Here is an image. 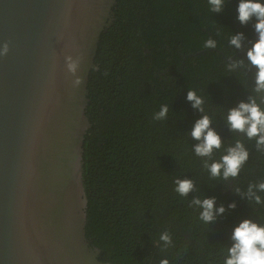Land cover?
<instances>
[{"label":"trees","instance_id":"obj_1","mask_svg":"<svg viewBox=\"0 0 264 264\" xmlns=\"http://www.w3.org/2000/svg\"><path fill=\"white\" fill-rule=\"evenodd\" d=\"M238 4L224 0L212 12L208 0H118L100 39L98 71L90 74L83 146L86 233L103 262L223 264L235 227L245 219L264 226V203L246 195L250 184L264 182V150L227 122L250 97L264 109L247 54L229 59L257 41L255 19L241 25ZM239 33L237 49L230 38ZM208 40L215 47H205ZM190 90L203 99V112L187 100ZM164 104L167 118L155 120ZM203 115L221 138L210 157L195 154L200 142L190 135ZM237 140L249 153L238 177L224 179L223 169L212 177L206 165L221 162ZM177 180L192 181L193 189L180 195ZM205 199L215 200L214 210L224 208L208 223L194 203ZM165 233L170 243L160 239Z\"/></svg>","mask_w":264,"mask_h":264},{"label":"water","instance_id":"obj_2","mask_svg":"<svg viewBox=\"0 0 264 264\" xmlns=\"http://www.w3.org/2000/svg\"><path fill=\"white\" fill-rule=\"evenodd\" d=\"M117 2L0 0V264H113L87 238L83 146ZM67 56L81 60L79 87Z\"/></svg>","mask_w":264,"mask_h":264},{"label":"clouds","instance_id":"obj_3","mask_svg":"<svg viewBox=\"0 0 264 264\" xmlns=\"http://www.w3.org/2000/svg\"><path fill=\"white\" fill-rule=\"evenodd\" d=\"M208 3L212 12H220L224 0H208ZM237 13V19L241 25H247L253 19L256 21L254 28L258 34V40L247 51V59L257 69L254 91L264 93V2L261 0H239ZM242 39V33L233 35L230 38V44L239 49ZM205 47H215L214 41L208 40ZM8 51L7 43L0 45V57L7 55ZM80 63L79 57L75 59L72 56L65 57L67 72L74 78L72 80L73 87H79L83 83V78L77 75ZM236 66V63L231 65L232 68ZM93 71H98V67ZM105 74L107 75V73ZM187 100L192 103L193 108L200 112L204 111L203 99L198 97L195 91L188 92ZM261 103H264V98L261 99ZM168 111L167 104L161 105L159 112L154 115V119H166ZM227 122L232 132L243 133L248 140L255 139L257 149L264 150V109H261L256 99L250 97L247 103L241 102L237 108L231 109L227 115ZM211 123V118L208 115H203L195 122L191 130V137L200 142L194 148L197 156L210 157L213 149L221 148V138L210 127ZM248 158L249 153L245 145L237 140L233 147L227 149V154L221 157V162H214L206 167L209 168L212 177H219L221 169H223L224 179L236 178ZM175 183L177 184L175 191L182 196H186L193 189V183L190 180H177ZM256 191L264 193V182L258 185L250 184L246 194L255 204L264 203ZM194 203L203 208L201 219L205 223L213 221L217 212L219 214L224 212L222 207L214 210V199L195 200ZM230 207L234 208L235 205H230ZM160 239L165 243L171 242L167 233L162 234ZM231 240V247L224 250L223 264H264V226L245 219L234 228ZM161 264H169V261L162 260Z\"/></svg>","mask_w":264,"mask_h":264},{"label":"flooded vegetation","instance_id":"obj_4","mask_svg":"<svg viewBox=\"0 0 264 264\" xmlns=\"http://www.w3.org/2000/svg\"><path fill=\"white\" fill-rule=\"evenodd\" d=\"M253 28H254V26H253ZM255 31V30H254ZM255 37H256V35H255ZM257 40V39H256ZM248 43H251V40H249V38H248ZM246 51H248V50H243V51H240L239 53H236L234 56H232L231 58H229V59H231V60H233L234 58H236L237 56H239V55H241V54H247L246 53ZM226 60H228L227 58H226ZM231 60H228V61H231Z\"/></svg>","mask_w":264,"mask_h":264}]
</instances>
